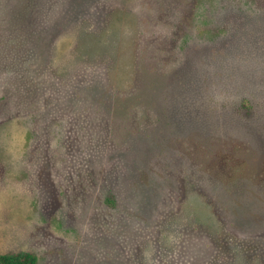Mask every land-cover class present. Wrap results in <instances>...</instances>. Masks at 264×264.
Segmentation results:
<instances>
[{
    "label": "rangeland",
    "instance_id": "rangeland-1",
    "mask_svg": "<svg viewBox=\"0 0 264 264\" xmlns=\"http://www.w3.org/2000/svg\"><path fill=\"white\" fill-rule=\"evenodd\" d=\"M25 20L57 26L28 68ZM185 135L208 154L184 157L206 182L235 185L251 165L264 192V3L0 0V255L117 264L107 193L150 141L178 155ZM181 196L126 264H264V242L227 233L200 191Z\"/></svg>",
    "mask_w": 264,
    "mask_h": 264
},
{
    "label": "trees",
    "instance_id": "trees-1",
    "mask_svg": "<svg viewBox=\"0 0 264 264\" xmlns=\"http://www.w3.org/2000/svg\"><path fill=\"white\" fill-rule=\"evenodd\" d=\"M261 3H264V0H245L246 5L257 6ZM27 13L33 16L35 11ZM56 28L55 24L37 20H25L20 25L21 38L18 45L23 53L25 68L37 61L43 47L50 41L48 36L53 35ZM246 101L245 105L248 106L249 102ZM173 142L178 146V155H175L167 143L150 141L115 178L119 191H109L105 197L104 204L116 210L119 215L117 221L119 230L118 234L115 233L118 246L117 264L127 263L125 256L124 259L122 256L130 239L133 245L140 244L145 238L148 241L155 240L163 224L175 212L176 201L181 199L186 187L200 191L207 198L227 233L237 240L245 241L246 244L262 247L264 192L263 186L259 184L257 187L254 177L250 175L252 166L247 165L246 172L238 173V182L235 185H228L223 180L210 184L205 181V177H210L206 170L199 172L198 166L193 165L194 162L190 164L184 161V157H191L194 152L208 157L203 146L191 135L177 136ZM249 148L257 154L255 148L252 146ZM261 172L264 174V168ZM258 175L261 174L258 172L257 177ZM239 186H242L241 194H238ZM253 188L257 191L252 190ZM126 233H129L127 239ZM106 239L111 242L110 236ZM0 264H37V256L27 251L0 255Z\"/></svg>",
    "mask_w": 264,
    "mask_h": 264
}]
</instances>
